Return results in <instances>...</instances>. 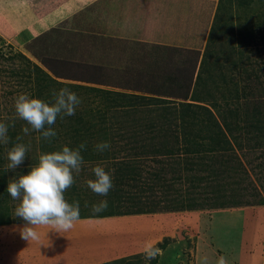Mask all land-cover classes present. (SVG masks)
<instances>
[{"label": "rangeland", "instance_id": "rangeland-1", "mask_svg": "<svg viewBox=\"0 0 264 264\" xmlns=\"http://www.w3.org/2000/svg\"><path fill=\"white\" fill-rule=\"evenodd\" d=\"M70 1L79 7L68 10ZM138 1L128 9L133 23L118 33L82 21L95 0H0V121L14 122L0 144V264L12 261L26 223L14 216L20 201L8 181L42 152L82 142L85 163L65 192L80 218L170 221L151 264H264V0H164L169 13L157 19L148 14L159 4L133 8ZM64 86L81 97L76 115L58 118L49 141L26 135L17 95L51 100ZM103 140L111 148L98 153ZM16 143L28 146V159L6 171ZM97 164L114 177L107 197L87 186ZM101 199L108 209L93 214ZM125 225L108 230L138 229ZM144 228L140 236L151 238ZM234 251L251 256L232 261ZM142 253L109 264H145Z\"/></svg>", "mask_w": 264, "mask_h": 264}, {"label": "clouds", "instance_id": "clouds-1", "mask_svg": "<svg viewBox=\"0 0 264 264\" xmlns=\"http://www.w3.org/2000/svg\"><path fill=\"white\" fill-rule=\"evenodd\" d=\"M82 103L81 97L69 86L53 90L52 99L45 100L29 92H22L14 100L16 117L25 121L30 127H24L27 135L38 132L42 140L49 141L57 135L53 127L57 119L76 115ZM14 122L0 121V144L9 142V129ZM111 144L107 140L94 145L98 153L110 150ZM87 144L82 142L77 146L63 145L60 149L42 152L38 162L31 166L18 178L8 181L7 193L13 200L20 203L15 208L14 216L25 221L22 238L26 240L38 239L37 226H49V230L58 233L67 232L80 219V204L78 201L69 202L65 192L73 186L76 176L85 163L83 152ZM29 148L24 143L14 144L7 152L6 171L15 172L28 159ZM93 179L87 182L88 188L96 195L107 197L114 187V177L110 170L102 164L92 169ZM109 207L107 199L95 203L91 211L99 214ZM157 242H146L143 246L145 264L163 255Z\"/></svg>", "mask_w": 264, "mask_h": 264}, {"label": "crops", "instance_id": "crops-1", "mask_svg": "<svg viewBox=\"0 0 264 264\" xmlns=\"http://www.w3.org/2000/svg\"><path fill=\"white\" fill-rule=\"evenodd\" d=\"M88 1V0H87ZM131 0H109L105 2H97L95 0V10L90 7L82 15V21H93L100 26L101 29L112 28L118 33L124 31L126 27H130L133 23L132 18L129 16L131 7ZM147 3L156 5L159 4V10L157 13L153 10L149 12L148 16H152L153 19H157L161 14V18L167 15L169 12L166 6L163 4L164 0H144ZM91 1L87 2L90 3ZM86 3V0L85 2ZM110 3V4H109ZM143 0H139L133 8L145 7L143 6ZM67 4V5H66ZM145 4V3H144ZM68 10L79 7L78 2L65 3ZM83 5V3L81 4ZM155 8V6L153 5ZM94 8V7H93ZM112 9L114 16L113 24H107L109 13L108 10ZM100 12L101 14L95 13ZM71 13V12H70ZM47 14V13H45ZM74 14V13H73ZM55 17V14H51ZM111 17V16H109ZM107 18V19H106ZM137 19V18H136ZM131 20V24H130ZM149 20V19H147ZM71 21V18H70ZM164 26V24L162 25ZM88 25L87 28H89ZM89 33L88 31H84ZM87 37V36H85ZM98 39L95 38V41ZM80 42V41H79ZM92 42V41H91ZM99 42V41H98ZM81 43V42H80ZM78 45V43H77ZM96 49V48H91ZM160 215H130L122 217H83L74 223L72 229L67 232L58 233L55 230H49V226H37L36 231L38 233V239L26 240L22 238L21 232L18 233L20 242L18 250L12 261H8L5 264H109L126 256L134 255L143 252V246L146 242H157L163 235H169L173 229L172 223H163L162 220H158ZM125 226L128 228L130 225L137 226L138 229H133L130 232L127 229L122 230H108L110 225ZM152 227L153 236L151 238H145L140 236L143 233L144 227ZM24 225L22 226V228ZM145 232L148 229L144 228ZM17 231V230H16ZM19 231V230H18ZM240 252V253H239ZM242 251H234L231 254V259H237L239 254L250 258V254L241 253ZM238 256V257H237ZM242 257V256H241ZM208 264H215L216 259L210 257L207 261Z\"/></svg>", "mask_w": 264, "mask_h": 264}]
</instances>
